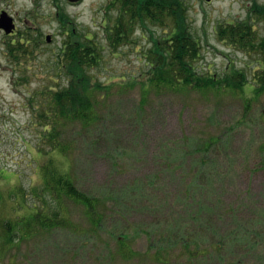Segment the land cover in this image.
Masks as SVG:
<instances>
[{"label":"rangeland","instance_id":"374dc122","mask_svg":"<svg viewBox=\"0 0 264 264\" xmlns=\"http://www.w3.org/2000/svg\"><path fill=\"white\" fill-rule=\"evenodd\" d=\"M112 1L70 7L65 0L57 6L54 0L36 6L0 0V9L32 22L28 32L21 25L13 41L0 31V219L55 207L38 166L44 159L37 149L49 146L40 143L29 100L68 85L55 67L67 39L61 32L103 47L93 73L111 85L95 127L80 133L66 128L60 135L70 175L97 200L100 219L90 220L83 206L66 200L71 227L35 228L22 240L0 244V264H264V94H254L257 56L216 35L220 23L244 20L261 35L252 9L264 7V0H182L187 31L202 47L196 71L222 84L145 93L144 54L163 30L138 24L129 35L134 44L112 50L106 33L120 8ZM20 34L39 43L22 71L6 56V44ZM239 70L247 76L243 88L224 83Z\"/></svg>","mask_w":264,"mask_h":264},{"label":"trees","instance_id":"16d2710c","mask_svg":"<svg viewBox=\"0 0 264 264\" xmlns=\"http://www.w3.org/2000/svg\"><path fill=\"white\" fill-rule=\"evenodd\" d=\"M114 2L115 0L112 4ZM119 2L120 13L113 27H109L106 33L109 48L112 50L134 44L132 40L130 41L129 35L138 24L147 22L163 30L164 36L157 40L150 39L152 46L145 51L144 58L149 73L146 83L142 84V86L147 85L145 89L142 88V93L151 88L154 90L180 87L198 89L201 86L222 84L214 78V75H199L196 71V63L201 59L202 47L200 41L187 31L182 0H119ZM252 13L259 18L264 27V7L256 5ZM216 35L230 48L248 55L249 52L255 53L258 69L252 76L256 80L254 94L257 97L264 94V31L261 35L256 34L251 22L244 20L232 24L220 23L216 27ZM66 36L67 39L61 43L55 58V67L65 76L64 82L68 84L67 87L64 86L59 90L49 89L48 93V89L45 88L41 92L32 94L29 100L35 105H33L36 113L34 117L39 122L40 143L49 146V151L46 152L37 149L44 159V162L39 163L38 166L47 195L53 199L55 207L50 209L53 211L49 213L45 209V211L36 209L29 213L28 217L0 219V244L5 247L11 245L14 240H22L23 237L30 235L35 228L54 230L71 227L72 221L66 216L64 209L66 200L83 206L85 215L90 220L100 219L98 207L96 208L97 200L81 192L70 175L68 150L62 143L60 135L63 136L62 132L66 131V128L77 129L80 133L95 127L99 120L101 102L109 98L111 85H103L104 83L100 82L93 73V69L102 59L103 47L95 39L83 36L75 38L70 34ZM28 43L26 40L18 39L15 43L6 44L10 63L18 71L23 70L24 63H27L28 58L39 48V43L36 41L32 44ZM12 71L14 72L13 67ZM242 71L230 73L224 83H232L235 88H243L247 76ZM15 82L20 81L17 79ZM101 90L104 94L100 93ZM37 97L41 100L38 101ZM122 250L125 248L122 247Z\"/></svg>","mask_w":264,"mask_h":264},{"label":"flooded vegetation","instance_id":"af4514ba","mask_svg":"<svg viewBox=\"0 0 264 264\" xmlns=\"http://www.w3.org/2000/svg\"><path fill=\"white\" fill-rule=\"evenodd\" d=\"M26 1H28L30 4H32V5H34V6H36L39 2H46V1H50V0H26ZM55 1V5L57 6L58 4H57V2H56V0H54ZM83 1V0H82ZM82 1H80V2H74V3H71V2H69V1H67V0H65V2H66V5L67 6H70V7H72V6H77V5H79L80 3H82ZM117 1H119V0H117ZM128 1H132V0H128ZM57 9H60V7H57ZM120 11V8L118 9V13H117V15L120 13L119 12ZM3 12H6L9 16H11L12 17V19H13V22H14V24H15V29H14V31L13 32H11V34H9V35H5L6 36V38H12V41H13V37H15V36H18V29L20 28V26L21 25H24L25 27H27L26 28V30H25V32H28V29H30L31 27H28L29 26V24L30 25H32V22H29L28 20H26L25 19V17L24 18H19L18 16H16V15H12L11 14V12L10 11H7V10H5V9H0V14L1 13H3ZM30 12H32V11H30ZM33 13V12H32ZM35 14V16H37V14L36 13H34ZM19 22V23H18ZM23 37V38H22ZM27 38V39H25V38ZM51 38H50V42H52L53 41V38H52V36H50ZM19 39H23V40H27L28 42H34L35 41V39L36 38H34V36H23V35H21L20 34V37H18ZM17 39V38H16Z\"/></svg>","mask_w":264,"mask_h":264},{"label":"water","instance_id":"95a60500","mask_svg":"<svg viewBox=\"0 0 264 264\" xmlns=\"http://www.w3.org/2000/svg\"><path fill=\"white\" fill-rule=\"evenodd\" d=\"M68 1L77 2L80 0H68ZM206 1H210V0H206ZM0 30H3L5 34H9L14 30V24L12 22V18H10L6 13H2L0 15Z\"/></svg>","mask_w":264,"mask_h":264}]
</instances>
